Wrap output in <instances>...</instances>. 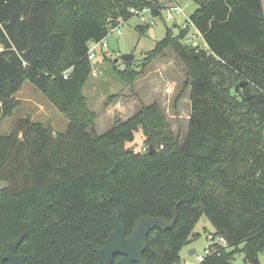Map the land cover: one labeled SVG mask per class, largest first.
<instances>
[{"label":"trees","instance_id":"trees-1","mask_svg":"<svg viewBox=\"0 0 264 264\" xmlns=\"http://www.w3.org/2000/svg\"><path fill=\"white\" fill-rule=\"evenodd\" d=\"M194 1L190 22L207 49L184 43L191 28L177 36L167 29L141 70L113 62L127 84L169 48L186 64L192 113L180 144L156 104L98 135L82 93L92 74L89 42L108 37L132 8L161 17L164 3L0 0V123L19 108L26 81L70 121L54 134L28 117L0 137V264H9L8 246L21 236L27 264H97L96 251L114 230L110 206L127 236L138 219L171 221L178 207L173 229L150 233L147 264H181L203 217L228 246L199 264L264 252V0ZM140 129L154 154L126 147ZM114 264L136 263L118 255Z\"/></svg>","mask_w":264,"mask_h":264},{"label":"rangeland","instance_id":"rangeland-1","mask_svg":"<svg viewBox=\"0 0 264 264\" xmlns=\"http://www.w3.org/2000/svg\"><path fill=\"white\" fill-rule=\"evenodd\" d=\"M159 1L169 4V0ZM176 2L183 7L185 15L176 16L175 21L167 18L166 10L157 18L147 14V23H143L140 17L133 16L122 23L119 34L111 33L108 36L106 41L109 48L102 51L99 46L97 58L92 61V74L82 91L89 110L96 116L93 126L98 135L106 134L115 126L134 117L142 109L156 104L180 144L186 140L192 105L190 86L187 84V66L180 57L172 49H167L132 84L122 81L113 66L115 62L118 69L126 70L128 62H124L122 57L125 54H133L135 59L131 63L133 67L141 70L146 53L166 37L167 29H172L175 36L179 35L181 28L187 24V18L193 15L198 7L194 0ZM146 25H150V28L145 34H141L139 27ZM189 38L184 43L191 44ZM16 97L21 104L13 116L0 123V137L9 135L21 119L28 117L32 121L44 123L54 131V134L65 132L69 128V119L29 81L24 83ZM126 147L136 152H146L148 148L151 151V146L146 144L141 129L136 132L135 141ZM5 185L0 181V189ZM194 233L199 236L195 237L182 252V257L186 258L188 264H199L195 254L189 255V248H195L197 254L203 255L210 237L215 233V228L208 218L203 217L196 225ZM258 258L261 264H264V252ZM232 264L252 263L247 261L243 253H238Z\"/></svg>","mask_w":264,"mask_h":264},{"label":"water","instance_id":"water-1","mask_svg":"<svg viewBox=\"0 0 264 264\" xmlns=\"http://www.w3.org/2000/svg\"><path fill=\"white\" fill-rule=\"evenodd\" d=\"M116 18L118 13L115 12ZM124 62H131L135 59L133 54H125L122 57ZM119 59L116 60L118 62ZM155 149L151 147V154H154ZM110 213L114 223V230L105 240L104 245L96 251L97 264H114L115 258L118 255L128 257L136 264H147L144 258L145 251L148 247V237L155 230H171L175 227L178 219V207L173 213L171 221L164 220L159 217L146 216L138 219L130 236H127L126 228L123 226L121 219L114 209L110 206ZM24 240L21 236L15 242L9 244L7 254L4 258L9 264H27V257L19 254V248ZM252 264H261L259 258L256 257L250 261Z\"/></svg>","mask_w":264,"mask_h":264},{"label":"built area","instance_id":"built-area-1","mask_svg":"<svg viewBox=\"0 0 264 264\" xmlns=\"http://www.w3.org/2000/svg\"><path fill=\"white\" fill-rule=\"evenodd\" d=\"M169 4H165V9L168 16L167 18L169 20H176V16H180V15H185V11L183 9V7L181 5H179L176 0H169L168 1ZM131 14L133 16H138L140 17L141 21L143 23H147L148 22V18H147V14L151 15L153 18H157L153 16L152 10L149 8H145V9H139V8H132L130 10ZM123 22H121L120 24H118L117 26H112L110 25L108 28V34L110 35L111 33H120V26L122 25ZM186 28H191V32L189 36H192L191 39V45L194 48H198V49H207V45L203 40V36L202 34L195 28V26L190 22V17L187 18V24L184 25L181 29H186ZM108 35V36H109ZM107 38L106 37L104 40L102 41H91L89 42L88 46H89V51H88V58L90 61H94L97 58V50L99 48V46H101V50L103 51V49L105 48H109V44L107 43ZM68 75L69 73H65L64 78L68 79ZM228 243L227 240L224 237H210L209 240V244L208 246L204 249V254H197L196 255V260L197 262L201 263L203 262L207 257L210 256H214L215 254H219V252L221 251L222 248H227Z\"/></svg>","mask_w":264,"mask_h":264},{"label":"crops","instance_id":"crops-1","mask_svg":"<svg viewBox=\"0 0 264 264\" xmlns=\"http://www.w3.org/2000/svg\"><path fill=\"white\" fill-rule=\"evenodd\" d=\"M188 251H189V255H191V256H193L196 253V249L195 248H189ZM182 252H181V264H188L189 262L186 260V258L182 257Z\"/></svg>","mask_w":264,"mask_h":264}]
</instances>
